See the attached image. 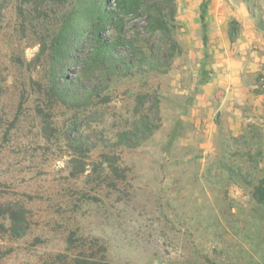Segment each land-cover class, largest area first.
<instances>
[{
	"label": "rangeland",
	"instance_id": "rangeland-1",
	"mask_svg": "<svg viewBox=\"0 0 264 264\" xmlns=\"http://www.w3.org/2000/svg\"><path fill=\"white\" fill-rule=\"evenodd\" d=\"M156 3L147 15L168 31L126 20L143 55L126 49L133 67L108 83L110 103L84 108L90 121L78 109L74 145L77 111L45 96L36 42L58 7L37 18L0 0V264H264V0ZM230 58L250 91L205 94Z\"/></svg>",
	"mask_w": 264,
	"mask_h": 264
},
{
	"label": "trees",
	"instance_id": "trees-1",
	"mask_svg": "<svg viewBox=\"0 0 264 264\" xmlns=\"http://www.w3.org/2000/svg\"><path fill=\"white\" fill-rule=\"evenodd\" d=\"M21 2L34 6L37 18L49 17L51 8L58 7V13L56 12L58 18L55 19L53 26L48 25V30L46 29L44 34L36 32L38 34L36 42L40 46V54L46 55L50 65L49 87L45 91V96L56 105L77 111L73 115L74 120L69 129L64 130L69 142L77 145L73 137L77 134L75 128L78 129L85 121V117L79 118L78 109H83L81 113L83 115L84 108L110 103V96L106 94L108 83L115 76H123L133 67L124 54L126 49L135 52L136 56L143 55L142 51L136 49L132 41L125 37L126 20H136L146 15L149 19L147 28L151 35L156 30L166 33L167 22L158 21L154 13L147 15L151 10L161 13L160 7L156 6L159 4L156 0H21ZM143 63L141 59V63L137 64ZM80 68L81 71H78ZM71 72L73 79L69 78ZM85 78L95 80L91 89L86 88ZM138 103L141 104V101ZM92 114H84L87 121L92 119ZM43 130L48 132L49 127L44 126ZM78 150L80 149L76 148L75 151ZM72 162L77 164L79 173L86 170V163L81 158L73 157ZM255 196L260 202L264 201V179L256 187ZM10 210L8 209L12 222L11 229L15 232L19 225V216ZM73 264L107 263L96 259L77 258Z\"/></svg>",
	"mask_w": 264,
	"mask_h": 264
},
{
	"label": "crops",
	"instance_id": "crops-1",
	"mask_svg": "<svg viewBox=\"0 0 264 264\" xmlns=\"http://www.w3.org/2000/svg\"><path fill=\"white\" fill-rule=\"evenodd\" d=\"M235 67V62L231 60V58L227 59V62L225 60L224 68L222 70H215V73L211 74V77L206 84L207 86L205 85V94L209 92L212 93V91L215 89H224L223 95L226 94L225 98H228L230 97V93H228V91H234V89L231 88L239 87L242 89V91H250V86L245 87L246 85H242V82L240 80L241 71L237 72L234 69Z\"/></svg>",
	"mask_w": 264,
	"mask_h": 264
}]
</instances>
